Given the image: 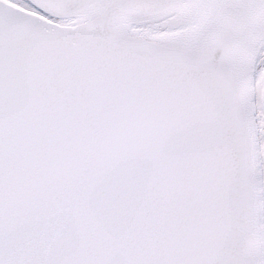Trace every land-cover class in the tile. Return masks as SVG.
<instances>
[{
	"label": "snow or ice",
	"instance_id": "snow-or-ice-1",
	"mask_svg": "<svg viewBox=\"0 0 264 264\" xmlns=\"http://www.w3.org/2000/svg\"><path fill=\"white\" fill-rule=\"evenodd\" d=\"M0 264H264V0H0Z\"/></svg>",
	"mask_w": 264,
	"mask_h": 264
}]
</instances>
